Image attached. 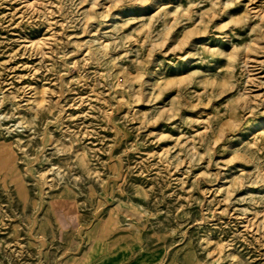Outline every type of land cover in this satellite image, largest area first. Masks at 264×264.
Listing matches in <instances>:
<instances>
[{"label":"rangeland","instance_id":"374dc122","mask_svg":"<svg viewBox=\"0 0 264 264\" xmlns=\"http://www.w3.org/2000/svg\"><path fill=\"white\" fill-rule=\"evenodd\" d=\"M263 119L264 0H0V264H264Z\"/></svg>","mask_w":264,"mask_h":264},{"label":"bare ground","instance_id":"6f19581e","mask_svg":"<svg viewBox=\"0 0 264 264\" xmlns=\"http://www.w3.org/2000/svg\"><path fill=\"white\" fill-rule=\"evenodd\" d=\"M29 2V1H28ZM27 2V3H28ZM32 4V3H31ZM226 36H229V35H226ZM225 39V38H224ZM226 39L228 40L229 38L228 37H226ZM261 127H264V119L261 121Z\"/></svg>","mask_w":264,"mask_h":264}]
</instances>
